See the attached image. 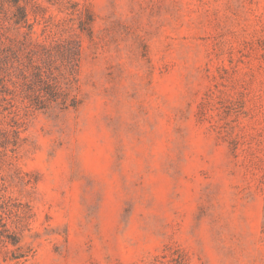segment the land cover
<instances>
[{"label": "rangeland", "instance_id": "rangeland-1", "mask_svg": "<svg viewBox=\"0 0 264 264\" xmlns=\"http://www.w3.org/2000/svg\"><path fill=\"white\" fill-rule=\"evenodd\" d=\"M0 264H264V0H0Z\"/></svg>", "mask_w": 264, "mask_h": 264}]
</instances>
